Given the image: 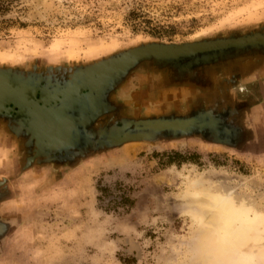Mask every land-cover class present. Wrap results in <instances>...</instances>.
Returning a JSON list of instances; mask_svg holds the SVG:
<instances>
[{
    "label": "rangeland",
    "instance_id": "obj_1",
    "mask_svg": "<svg viewBox=\"0 0 264 264\" xmlns=\"http://www.w3.org/2000/svg\"><path fill=\"white\" fill-rule=\"evenodd\" d=\"M8 7L0 12V75L18 97L26 92L28 114L13 103L0 110V264H206L198 242L207 225L182 201L193 177L228 185L256 207L262 239L249 249L264 261V104L245 110L237 122L244 134L224 144L208 136L119 144L115 132L131 118L119 90L141 97L159 65L143 60L117 84L81 74L151 44L263 40L264 0H12ZM250 43L253 53L264 50V40ZM215 50L229 54L231 45Z\"/></svg>",
    "mask_w": 264,
    "mask_h": 264
},
{
    "label": "crops",
    "instance_id": "obj_2",
    "mask_svg": "<svg viewBox=\"0 0 264 264\" xmlns=\"http://www.w3.org/2000/svg\"><path fill=\"white\" fill-rule=\"evenodd\" d=\"M250 46L231 47V53L215 54L209 59L197 57L164 68H152L159 73L154 83L149 80V89L143 91L141 97L139 90L129 92L130 97H124L129 90H119L121 102L129 103L121 105L123 111L133 120H138V115L144 113L145 118L196 117L202 125L211 121L214 130L210 139L218 144L231 142L236 139L235 134H244L241 132L244 130L238 128L241 124L237 123L241 114L264 104V50L255 54L249 50ZM197 59L200 61L194 62ZM205 73L210 75V83L205 82ZM251 93L257 100L255 103L251 102ZM147 101L158 106L155 109H152L155 106H146L152 110L149 114L143 109ZM194 137L198 138V135Z\"/></svg>",
    "mask_w": 264,
    "mask_h": 264
},
{
    "label": "water",
    "instance_id": "obj_3",
    "mask_svg": "<svg viewBox=\"0 0 264 264\" xmlns=\"http://www.w3.org/2000/svg\"><path fill=\"white\" fill-rule=\"evenodd\" d=\"M255 40V38L245 36L225 40L199 42L194 44H151L145 47L132 49L123 53L122 55L110 58L100 64L82 71L81 74L85 75V77H90V79L96 78V80H99V82L102 81V84H104L105 80H108L106 77H110V82H115V84H117L120 78L122 79V77L127 74L128 71L133 69L143 60H152L156 65L166 66L180 63L182 61L185 62L191 58L197 57H201V59L202 57L209 59V56L212 57L215 54L217 55L221 53L215 49L221 48L222 46L231 45V47H243L248 45L250 42L262 43L264 39L260 41ZM208 49H214L211 55L199 53L200 51ZM199 61L200 60L197 59V61L194 62ZM15 89L16 88L12 89V86L8 85L6 79L0 75V110H6V104L13 103L16 106H19L21 110L25 109L26 111L24 113L28 114V109L21 107V100L23 99L21 97H23L24 93L26 94V92H20V97H18V92ZM9 96H11V98H9ZM186 118L188 119L184 121L175 118V121L171 123L163 122V120L168 119L165 117L138 120L125 119L121 121V125L118 126V130L115 132L117 135L114 140L120 144L128 141L173 139L179 138L181 136H191L196 130L197 134H201L202 136H212L214 127L211 121L208 124L206 123L205 125H202L199 119L196 117Z\"/></svg>",
    "mask_w": 264,
    "mask_h": 264
},
{
    "label": "bare ground",
    "instance_id": "obj_4",
    "mask_svg": "<svg viewBox=\"0 0 264 264\" xmlns=\"http://www.w3.org/2000/svg\"><path fill=\"white\" fill-rule=\"evenodd\" d=\"M174 121L175 118L163 120ZM192 135L202 136L197 130ZM227 186L218 185L211 178L193 177L188 181L182 200L185 211L192 212L194 218L208 228L203 245L202 241L198 242L200 260H206V264H264L256 258L254 249H249V245L262 239L258 231L261 213L249 201L238 200L237 194H232L231 187ZM207 211L211 219L207 218Z\"/></svg>",
    "mask_w": 264,
    "mask_h": 264
},
{
    "label": "trees",
    "instance_id": "obj_5",
    "mask_svg": "<svg viewBox=\"0 0 264 264\" xmlns=\"http://www.w3.org/2000/svg\"><path fill=\"white\" fill-rule=\"evenodd\" d=\"M12 2V0H0V12L3 13L6 11L9 7V4Z\"/></svg>",
    "mask_w": 264,
    "mask_h": 264
}]
</instances>
